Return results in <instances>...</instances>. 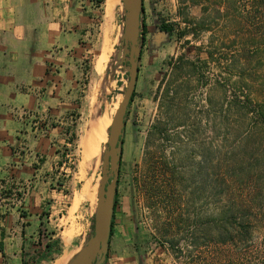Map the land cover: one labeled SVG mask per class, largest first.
I'll return each instance as SVG.
<instances>
[{"label":"rangeland","instance_id":"1","mask_svg":"<svg viewBox=\"0 0 264 264\" xmlns=\"http://www.w3.org/2000/svg\"><path fill=\"white\" fill-rule=\"evenodd\" d=\"M122 1L89 4V105L58 150L60 204L48 201L43 215V241L55 240L57 251L40 264L70 259L92 230L86 217L95 209L107 131L127 82L116 50ZM256 1L143 0L147 34L103 264H264V125L239 107L211 120V105L220 111L234 92L264 105V16ZM161 23L171 30H159ZM104 55L99 73L94 66ZM99 118L95 137L90 124ZM33 237L29 251L39 247Z\"/></svg>","mask_w":264,"mask_h":264},{"label":"crops","instance_id":"2","mask_svg":"<svg viewBox=\"0 0 264 264\" xmlns=\"http://www.w3.org/2000/svg\"><path fill=\"white\" fill-rule=\"evenodd\" d=\"M91 2L0 0V264L40 262L27 240L61 199L58 150L89 105Z\"/></svg>","mask_w":264,"mask_h":264},{"label":"water","instance_id":"3","mask_svg":"<svg viewBox=\"0 0 264 264\" xmlns=\"http://www.w3.org/2000/svg\"><path fill=\"white\" fill-rule=\"evenodd\" d=\"M122 3L124 13L120 42L124 45L123 56L128 53L129 65L125 67L128 71V78L121 91V101L112 116L107 131V141L101 155V175L96 193L92 230L79 251L69 259L67 264H103L109 248L114 199L122 156L125 116L136 86L142 41L140 31L143 0H130L128 3L122 1ZM118 56L122 57L120 52H118Z\"/></svg>","mask_w":264,"mask_h":264},{"label":"trees","instance_id":"4","mask_svg":"<svg viewBox=\"0 0 264 264\" xmlns=\"http://www.w3.org/2000/svg\"><path fill=\"white\" fill-rule=\"evenodd\" d=\"M105 1L106 0H96V2L100 5L104 2L105 4ZM256 4L257 6L260 7V9L263 10V16H264V0H257L256 1ZM256 6V7H257ZM252 7L250 6L249 10L251 9ZM144 9V8H143ZM251 13V12H250ZM253 13V12H252ZM159 30L163 31V32H169L171 30V27L165 23H161L159 25ZM147 34V27H146V24L144 21H142V27H141V31H140V35H141V43H140V56H141V50H142V47L144 45V42H145V36ZM213 58V55L211 53V60ZM216 62H218L219 64H221V62L223 61H220V58L219 59H216ZM226 62V63H225ZM225 69L226 70H229V68L231 67L232 65V61L231 59L225 57ZM240 78V77H239ZM238 81V80H237ZM237 84V82H236ZM242 92V91H240ZM135 95V90L130 98V102L132 101L133 97ZM129 102V103H130ZM232 107H239V109H244V114H246L249 119H253L255 120V122L258 124H261L262 126L264 125V105L259 102V101H256L254 97H252V95H250L249 93H238V92H234L229 100L227 101V106L225 108H219L220 111H218L216 108L212 107L211 105V120L217 122L220 121L219 117H218V113H226V112H229L230 109H232ZM237 110V108L235 109ZM238 111V110H237ZM217 122V123H218ZM264 131V129H263ZM264 133V132H263ZM123 143V142H122ZM121 159H122V156H121ZM120 165H121V162H120ZM117 186H118V181H117ZM117 198H118V194L116 192L115 194V199H114V212H113V216H112V221H111V232H110V237L113 233V226H114V214H115V209H116V205H117ZM45 214L44 211H42L41 215H40V228H39V239H38V249L35 250V257H36V261L37 260H42V259H49L53 256V253H55L57 251V244H56V241L55 240H52V239H48L47 241H43L44 237H45V233H44V221H43V215ZM222 241H224V239H222ZM28 252L25 253V255H27ZM30 259V257H29ZM35 261V260H34ZM33 261V262H34ZM27 261H25V264H26Z\"/></svg>","mask_w":264,"mask_h":264},{"label":"bare ground","instance_id":"5","mask_svg":"<svg viewBox=\"0 0 264 264\" xmlns=\"http://www.w3.org/2000/svg\"><path fill=\"white\" fill-rule=\"evenodd\" d=\"M130 0H123V2H125V3H128ZM109 5V4H108ZM109 8V7H108ZM108 11V10H107ZM109 12V11H108ZM107 12V13H108ZM102 58L100 57V58H98V61H97V63H96V71L97 72H101V69H102ZM93 105H94V103H93ZM95 106V105H94ZM93 108V107H92ZM91 110V109H90ZM93 112V111H92ZM96 116V115H95ZM90 117H91V115H90ZM97 117V116H96ZM103 120L101 119V118H99L98 120H95L94 122H91V124H90V129H91V131L93 132L94 130H96V131H94V136L96 137V135H97V133H98V128H99V126H101L102 124H101V122H102ZM103 127V126H102ZM102 127H101V129H102ZM100 130V129H99ZM98 136V135H97ZM87 138V137H86ZM84 140L85 139H82L81 140V145H83L84 144ZM94 140V139H93ZM66 238V237H65ZM65 253V252H64ZM63 253V254H64ZM71 253V252H70ZM65 255V254H64ZM68 256V255H67ZM68 261H69V259L66 257V255L65 256H63V257H61V258H59V260L58 261H56V264H67L68 263Z\"/></svg>","mask_w":264,"mask_h":264},{"label":"flooded vegetation","instance_id":"6","mask_svg":"<svg viewBox=\"0 0 264 264\" xmlns=\"http://www.w3.org/2000/svg\"><path fill=\"white\" fill-rule=\"evenodd\" d=\"M116 50H117V54H118V52H120V54L122 56V57L121 56L120 57L123 58L122 62L124 64V66L127 67L129 65V60H128V53H125V55L123 56V53H124V45L123 44L121 46L118 45ZM139 60H140V58H139ZM125 67H123V71H124L126 77L128 78V71L126 70ZM138 72H139V66H138ZM137 78H138V75H137Z\"/></svg>","mask_w":264,"mask_h":264},{"label":"built area","instance_id":"7","mask_svg":"<svg viewBox=\"0 0 264 264\" xmlns=\"http://www.w3.org/2000/svg\"><path fill=\"white\" fill-rule=\"evenodd\" d=\"M67 155H68V154H67ZM67 155H66V156H67Z\"/></svg>","mask_w":264,"mask_h":264}]
</instances>
